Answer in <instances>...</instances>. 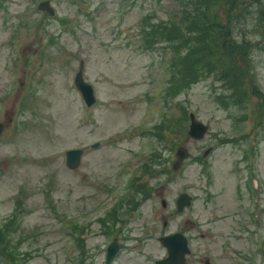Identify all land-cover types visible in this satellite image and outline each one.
<instances>
[{
  "label": "rangeland",
  "instance_id": "rangeland-1",
  "mask_svg": "<svg viewBox=\"0 0 264 264\" xmlns=\"http://www.w3.org/2000/svg\"><path fill=\"white\" fill-rule=\"evenodd\" d=\"M38 1L0 0V264H105L113 236L108 264H154L173 231L188 238L183 264H264V0L263 15L244 0L254 15L246 35L233 29L258 40L239 101L215 73L177 90L175 42L148 34L189 0H49L53 13ZM70 147L83 148L75 167ZM182 191L192 203L177 211Z\"/></svg>",
  "mask_w": 264,
  "mask_h": 264
},
{
  "label": "trees",
  "instance_id": "trees-1",
  "mask_svg": "<svg viewBox=\"0 0 264 264\" xmlns=\"http://www.w3.org/2000/svg\"><path fill=\"white\" fill-rule=\"evenodd\" d=\"M262 1L251 0L259 6L257 15H263L259 12ZM188 4L189 7L184 5L181 11L180 21H153L151 28L147 29L152 36L161 35L175 42L177 57L174 63L180 65L181 73L175 87L179 90L197 80L200 74L215 73L230 89L226 97L236 101L243 99L242 95L249 93L244 77L252 64L253 41L245 36L239 40L233 35V29L236 26L240 29L242 24L247 23L254 12L253 7L244 4V0H189ZM216 4L222 7L218 9ZM240 32L246 35L245 29H240ZM143 35L145 37L146 34ZM260 104L259 123L264 125V101ZM4 224L7 225V222Z\"/></svg>",
  "mask_w": 264,
  "mask_h": 264
},
{
  "label": "water",
  "instance_id": "water-1",
  "mask_svg": "<svg viewBox=\"0 0 264 264\" xmlns=\"http://www.w3.org/2000/svg\"><path fill=\"white\" fill-rule=\"evenodd\" d=\"M39 8L48 10V12L53 13L54 8L50 4L49 0H41L38 3ZM74 84L80 90L82 96L89 104L94 101V92L92 84L87 82L83 78V61L80 60L78 69L74 75ZM190 124L187 131L188 135L193 138L202 137L208 128V125L198 118H196L193 112L189 113ZM1 127V124H0ZM98 145V142L93 144ZM82 149L80 148H69L66 150L65 163L68 167H75L80 159ZM188 156V150L181 146L176 150V159L173 162V168L181 164L182 160ZM191 196L186 192H182L178 195L176 202L178 210H181L185 204L190 203ZM160 241L166 246L167 253L163 258H158L155 260V264H183L186 260V254L190 252L188 246L187 237L180 231L168 233L159 237ZM118 241L114 238L108 248H106V258L105 264H108L110 260L114 257L118 251ZM9 264V263H4Z\"/></svg>",
  "mask_w": 264,
  "mask_h": 264
},
{
  "label": "flooded vegetation",
  "instance_id": "flooded-vegetation-1",
  "mask_svg": "<svg viewBox=\"0 0 264 264\" xmlns=\"http://www.w3.org/2000/svg\"><path fill=\"white\" fill-rule=\"evenodd\" d=\"M254 229V228H253ZM253 231V230H252ZM104 263H105V261H104Z\"/></svg>",
  "mask_w": 264,
  "mask_h": 264
}]
</instances>
